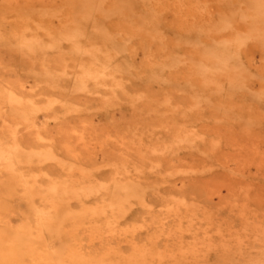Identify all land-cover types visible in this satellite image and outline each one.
I'll list each match as a JSON object with an SVG mask.
<instances>
[{
	"label": "rangeland",
	"instance_id": "obj_1",
	"mask_svg": "<svg viewBox=\"0 0 264 264\" xmlns=\"http://www.w3.org/2000/svg\"><path fill=\"white\" fill-rule=\"evenodd\" d=\"M75 3L0 0L9 264H264V0Z\"/></svg>",
	"mask_w": 264,
	"mask_h": 264
},
{
	"label": "bare ground",
	"instance_id": "obj_2",
	"mask_svg": "<svg viewBox=\"0 0 264 264\" xmlns=\"http://www.w3.org/2000/svg\"><path fill=\"white\" fill-rule=\"evenodd\" d=\"M77 5V10H83L84 13L89 11V8L96 6L97 0H74ZM126 9V8H124ZM264 9L261 7V10ZM202 57V56H201ZM209 63L215 68L220 67L223 64V57L220 55L211 56L208 59ZM214 68V69H215ZM23 240L18 238L14 233L8 231L0 230V261L1 263H15L20 260L21 250L23 248ZM10 245V249L7 250V247ZM20 250V251H19Z\"/></svg>",
	"mask_w": 264,
	"mask_h": 264
}]
</instances>
